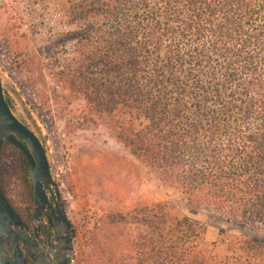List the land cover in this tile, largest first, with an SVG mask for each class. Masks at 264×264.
I'll use <instances>...</instances> for the list:
<instances>
[{"label":"trees","instance_id":"obj_1","mask_svg":"<svg viewBox=\"0 0 264 264\" xmlns=\"http://www.w3.org/2000/svg\"><path fill=\"white\" fill-rule=\"evenodd\" d=\"M67 2L75 43L56 76L79 102L70 127L103 131L167 199L142 207L135 237L110 221L126 248L110 263L222 264L200 243L221 218L249 232L225 264H264V0ZM13 162L35 205L29 161L5 142L0 189L20 212L4 189Z\"/></svg>","mask_w":264,"mask_h":264},{"label":"rangeland","instance_id":"obj_2","mask_svg":"<svg viewBox=\"0 0 264 264\" xmlns=\"http://www.w3.org/2000/svg\"><path fill=\"white\" fill-rule=\"evenodd\" d=\"M68 7L67 0H0V57L8 58L10 52L18 60L15 72L0 68V74L2 84L11 88L13 114L46 149L75 230L72 264H111L112 252L120 256L126 248L119 240L110 244V221L121 237L125 230L135 237L142 207L164 204L167 199L154 183L145 181L139 166L103 131L70 127L79 102L76 93L64 89L56 76L59 63H71L75 43L69 36L74 29L62 24ZM64 46L68 55L61 52ZM5 153L11 160L16 158L11 147ZM21 177L13 162L4 189L19 209L31 205ZM169 211L179 213L172 207ZM222 229L224 234H220ZM200 231L201 246L222 264L232 255L235 243L249 233L221 218L212 219Z\"/></svg>","mask_w":264,"mask_h":264},{"label":"water","instance_id":"obj_3","mask_svg":"<svg viewBox=\"0 0 264 264\" xmlns=\"http://www.w3.org/2000/svg\"><path fill=\"white\" fill-rule=\"evenodd\" d=\"M18 137L23 142H20ZM5 142L20 150L29 161L36 205L35 219H39L47 209L51 211L57 226L68 234L65 251L69 255L74 249L75 230L62 206L60 187L52 175L46 149L39 137L13 114L6 101L0 76V153ZM48 192L59 199L55 202L56 209L49 200ZM29 243L30 237L26 225L0 189V264H18L17 259L14 262L10 261L11 253L16 258L23 255V250L31 255L28 249ZM59 264L71 263L65 257Z\"/></svg>","mask_w":264,"mask_h":264},{"label":"flooded vegetation","instance_id":"obj_4","mask_svg":"<svg viewBox=\"0 0 264 264\" xmlns=\"http://www.w3.org/2000/svg\"><path fill=\"white\" fill-rule=\"evenodd\" d=\"M49 200L53 204L52 206L56 209L55 202H58V197L48 192ZM61 203L65 208V203L61 195ZM36 205H31V209H20L17 211L22 222L26 225L30 243L28 249L31 255L23 250L21 257H15L13 253L10 254V261L18 260V264H59L65 257L72 264L71 253L66 254L65 247L67 246L68 234L63 228L57 226L52 218V213L49 209L46 213L42 214L39 219H35L34 214ZM66 210V208H65ZM52 218V220H50ZM37 226V230H36Z\"/></svg>","mask_w":264,"mask_h":264},{"label":"built area","instance_id":"obj_5","mask_svg":"<svg viewBox=\"0 0 264 264\" xmlns=\"http://www.w3.org/2000/svg\"><path fill=\"white\" fill-rule=\"evenodd\" d=\"M17 63H18L17 57L12 55L10 52L8 53V58L4 56L0 57V68L9 70L12 73L17 70V67H16ZM64 138H65V135H64ZM63 143H65L64 139H63Z\"/></svg>","mask_w":264,"mask_h":264}]
</instances>
